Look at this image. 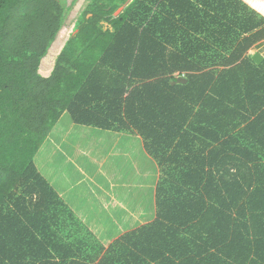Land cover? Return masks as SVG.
I'll use <instances>...</instances> for the list:
<instances>
[{
	"label": "trees",
	"instance_id": "trees-1",
	"mask_svg": "<svg viewBox=\"0 0 264 264\" xmlns=\"http://www.w3.org/2000/svg\"><path fill=\"white\" fill-rule=\"evenodd\" d=\"M128 1L89 0L44 76L71 6L0 0V264H264V0ZM65 113L159 167L108 246L36 163Z\"/></svg>",
	"mask_w": 264,
	"mask_h": 264
},
{
	"label": "rangeland",
	"instance_id": "rangeland-1",
	"mask_svg": "<svg viewBox=\"0 0 264 264\" xmlns=\"http://www.w3.org/2000/svg\"><path fill=\"white\" fill-rule=\"evenodd\" d=\"M66 1L71 9L42 60L40 72L44 76L50 75L64 47L58 54H52L60 33L65 31L66 41L71 37L89 0ZM249 52L251 55L259 52L264 57V41ZM36 163L106 246L155 217L154 192L160 172L144 151L139 136L79 126L65 113L40 149Z\"/></svg>",
	"mask_w": 264,
	"mask_h": 264
},
{
	"label": "water",
	"instance_id": "water-1",
	"mask_svg": "<svg viewBox=\"0 0 264 264\" xmlns=\"http://www.w3.org/2000/svg\"><path fill=\"white\" fill-rule=\"evenodd\" d=\"M132 0H129L128 1V3H130ZM127 3V4H128ZM123 8L124 7H122L121 9H119L118 10V12L116 13V14H119L122 10H123ZM68 41V40H67ZM66 41V42H67ZM66 42H65V44H66ZM65 44H64V46H65ZM64 48V47H63ZM62 48V49H63ZM62 49H61V51H62ZM60 51V52H61ZM60 54V53H59ZM252 58H253V60L255 61V62H257L258 64H260V63H262L263 62V60H264V57L259 53V52H257V53H255V54H253L252 55ZM187 80H186V78H183V77H181V78H179L177 81H175V82H173L174 84L175 83H180V82H186Z\"/></svg>",
	"mask_w": 264,
	"mask_h": 264
},
{
	"label": "bare ground",
	"instance_id": "bare-ground-1",
	"mask_svg": "<svg viewBox=\"0 0 264 264\" xmlns=\"http://www.w3.org/2000/svg\"><path fill=\"white\" fill-rule=\"evenodd\" d=\"M66 42V35H65V31H62L59 35V38L53 48L52 54H58L61 47L65 44ZM54 56V55H53Z\"/></svg>",
	"mask_w": 264,
	"mask_h": 264
},
{
	"label": "crops",
	"instance_id": "crops-1",
	"mask_svg": "<svg viewBox=\"0 0 264 264\" xmlns=\"http://www.w3.org/2000/svg\"><path fill=\"white\" fill-rule=\"evenodd\" d=\"M89 128H91V127H89Z\"/></svg>",
	"mask_w": 264,
	"mask_h": 264
}]
</instances>
